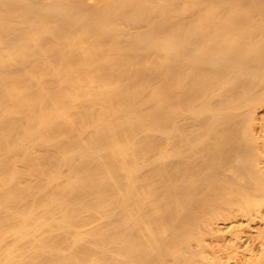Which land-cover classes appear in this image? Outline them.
<instances>
[{"label":"bare ground","instance_id":"6f19581e","mask_svg":"<svg viewBox=\"0 0 264 264\" xmlns=\"http://www.w3.org/2000/svg\"><path fill=\"white\" fill-rule=\"evenodd\" d=\"M234 218L264 223V0H0V264H264Z\"/></svg>","mask_w":264,"mask_h":264},{"label":"rangeland","instance_id":"374dc122","mask_svg":"<svg viewBox=\"0 0 264 264\" xmlns=\"http://www.w3.org/2000/svg\"><path fill=\"white\" fill-rule=\"evenodd\" d=\"M235 220H237V221H233V219H230V220H217V222H218V224H217V222H216V225L221 229V230H223L224 229V231L226 232L227 231V235H230L231 236V234H233V232H235V234H242V233H246V237H244V240H242L243 242H240V243H238L239 244V247L240 248H244L245 247V245H248L249 244V246L251 245V243L253 244V242H248V240H250L249 239V235L250 236H252V235H254L256 232H258L259 230L261 231V229L263 230L264 228V223L261 221H259V220H256V222L254 221V223H251V224H249V222H247L246 220H243V218H238V219H236V218H234ZM242 219V220H241ZM239 220V221H238ZM225 221V222H224ZM229 221V222H228ZM259 221V222H258ZM222 222V223H221ZM238 222V223H237ZM232 223V224H231ZM248 223V224H247ZM237 226L236 228H234V226L235 225ZM238 224L240 225V226H238ZM220 225V226H219ZM242 226V227H241ZM243 226H244V228H243ZM246 226H248V227H246ZM249 226H250V228H249ZM223 228V229H222ZM235 230H234V229ZM239 228H243L245 231H243V229H239ZM246 228H249V229H246ZM261 228V229H260ZM231 229V230H230ZM232 229L234 230V231H232ZM238 230H240V231H238ZM223 231V232H224ZM228 231H229V233L230 234H228ZM237 232V233H236ZM240 232V233H239ZM248 232H250L249 233V235H247L248 234ZM255 232V233H254ZM246 239H248V240H246ZM248 243V244H247ZM243 244V245H242ZM256 243H254L253 244V246L252 247H256V248H252V249H254V251H258L259 250V246L256 244ZM241 246H243V247H241ZM258 249V250H257Z\"/></svg>","mask_w":264,"mask_h":264}]
</instances>
